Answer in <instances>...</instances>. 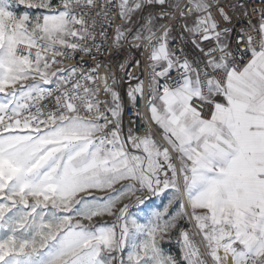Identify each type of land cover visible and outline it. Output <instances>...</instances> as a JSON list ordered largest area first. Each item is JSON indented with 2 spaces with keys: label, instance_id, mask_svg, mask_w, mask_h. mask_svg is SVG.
<instances>
[{
  "label": "snow or ice",
  "instance_id": "1",
  "mask_svg": "<svg viewBox=\"0 0 264 264\" xmlns=\"http://www.w3.org/2000/svg\"><path fill=\"white\" fill-rule=\"evenodd\" d=\"M0 264H264V0H0Z\"/></svg>",
  "mask_w": 264,
  "mask_h": 264
},
{
  "label": "built area",
  "instance_id": "2",
  "mask_svg": "<svg viewBox=\"0 0 264 264\" xmlns=\"http://www.w3.org/2000/svg\"><path fill=\"white\" fill-rule=\"evenodd\" d=\"M125 55L129 59H133L134 58L135 60H143V57L138 52H136L135 49H133L130 53H126V54L122 53L121 54V58H123ZM89 64H91V61H89ZM85 67H88V65H85ZM114 70H116L118 72V74H119V70L118 69H114ZM135 71H136L137 75L140 74V70L139 69H135ZM126 90H127V84L122 86V91L126 93ZM125 99H126V96H125ZM133 115H134L133 109L131 108V106H128L127 109H126V112L124 114L125 128L128 127V118L133 116ZM138 123H139V121H137V124Z\"/></svg>",
  "mask_w": 264,
  "mask_h": 264
},
{
  "label": "rangeland",
  "instance_id": "3",
  "mask_svg": "<svg viewBox=\"0 0 264 264\" xmlns=\"http://www.w3.org/2000/svg\"><path fill=\"white\" fill-rule=\"evenodd\" d=\"M166 203V200H162V199H157V198H152V201L148 203V207L144 209L143 212H137L136 208H133L132 211L133 212H137V214L141 217H143L146 213H148L151 209H155V208H162L163 204ZM105 220L107 221H111L112 218L111 217H105ZM141 222H144L143 219H141ZM166 248H168L169 250L175 252L176 249L173 245H165Z\"/></svg>",
  "mask_w": 264,
  "mask_h": 264
}]
</instances>
